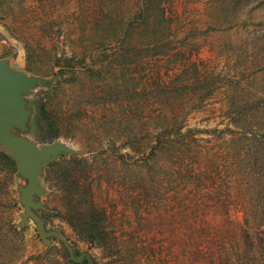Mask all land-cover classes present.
<instances>
[{
    "label": "rangeland",
    "instance_id": "374dc122",
    "mask_svg": "<svg viewBox=\"0 0 264 264\" xmlns=\"http://www.w3.org/2000/svg\"><path fill=\"white\" fill-rule=\"evenodd\" d=\"M0 59L48 81L14 131L75 151L44 164L36 213L76 257L264 264V0H0ZM0 152V264H89L20 225L26 180ZM70 156L78 207L66 212L52 164Z\"/></svg>",
    "mask_w": 264,
    "mask_h": 264
},
{
    "label": "water",
    "instance_id": "95a60500",
    "mask_svg": "<svg viewBox=\"0 0 264 264\" xmlns=\"http://www.w3.org/2000/svg\"><path fill=\"white\" fill-rule=\"evenodd\" d=\"M38 84L47 85L48 81L40 76H27L22 72L11 71L5 60L0 59V149L9 153L15 160L19 175L26 180L19 187V198L15 201L23 205L20 225L32 220L36 225V234L46 244L49 238L60 240L68 251L69 259L80 262L86 259L93 264L88 254L76 257L67 240L57 229L47 230L43 220L36 213L42 208L37 197L44 194L39 175L45 163L57 161L60 154H74L75 151L65 143L56 140L47 144H38L16 133L24 132L27 127L30 109L26 107L24 96Z\"/></svg>",
    "mask_w": 264,
    "mask_h": 264
},
{
    "label": "trees",
    "instance_id": "16d2710c",
    "mask_svg": "<svg viewBox=\"0 0 264 264\" xmlns=\"http://www.w3.org/2000/svg\"><path fill=\"white\" fill-rule=\"evenodd\" d=\"M145 12V14L147 13L146 10H144L143 8H141V10L138 12L137 16H141L140 12ZM162 20V19H161ZM126 25H122L120 30H119V37H122V36H126L127 35V32H126ZM158 40H156L157 42ZM151 42L153 43L154 40H151ZM252 77L255 76V72H252ZM246 106H248L246 104ZM245 106V107H246ZM45 124L47 126H51L53 127V125L55 124L51 118H45ZM165 132H168L167 129H164L163 131H161L160 133H157L156 134V137L154 139V143L151 145V148L153 151H156L157 149H164L167 144H169L168 140H169V137L167 138L166 136V133ZM0 159H7L8 161H10V159L8 158V156L3 153V152H0ZM79 160H77V157H73V156H70L67 160V162L65 163H61V162H58L55 164H52L54 166H57L58 165V181H59V184H60V187H61V190L63 191V199L65 201V205L67 206L65 208L66 212L68 210H71L73 208H76V206L78 207V202H76V199L74 197V193H75V190L74 188L76 189L78 186L77 184V178H76V174L75 171L76 168L74 167V165H70V163H75V162H78ZM80 162V161H79ZM93 214H89L88 216V219L85 220V217L81 215L79 216H75L76 219H74V223L77 222V221H81L84 223V228L85 230L88 229H91L90 230V235L91 236H95V235H101L102 234V231L99 229V227H97V224L95 223V219L94 217L92 216ZM69 219V218H67ZM73 220V219H71ZM73 226V224H72Z\"/></svg>",
    "mask_w": 264,
    "mask_h": 264
}]
</instances>
